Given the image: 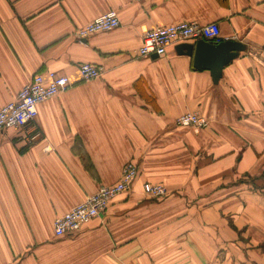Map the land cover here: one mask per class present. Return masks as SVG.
I'll return each instance as SVG.
<instances>
[{
    "label": "crops",
    "instance_id": "crops-1",
    "mask_svg": "<svg viewBox=\"0 0 264 264\" xmlns=\"http://www.w3.org/2000/svg\"><path fill=\"white\" fill-rule=\"evenodd\" d=\"M112 10L118 29L76 38ZM182 22L246 47L218 84L181 44L138 55L146 30ZM81 64L102 77L83 81ZM48 72L72 87L0 133V264H264V0H0V109ZM195 112L207 128L177 126ZM128 163L133 189L56 237L55 219Z\"/></svg>",
    "mask_w": 264,
    "mask_h": 264
},
{
    "label": "built area",
    "instance_id": "built-area-1",
    "mask_svg": "<svg viewBox=\"0 0 264 264\" xmlns=\"http://www.w3.org/2000/svg\"><path fill=\"white\" fill-rule=\"evenodd\" d=\"M120 26L119 14L112 10L76 30L75 36L78 40H86L94 35L112 32ZM201 39L220 44L223 40L219 24L212 23L203 26L197 22H182L146 30L138 55L141 58L163 57L170 48L176 45L194 43ZM79 72L83 81H92L101 78L104 69L92 64H81ZM70 87H72V82L67 76H60L55 72L35 75L31 82L20 91L15 101L0 109V133L12 128L23 129L33 123L38 117L41 104L58 97ZM176 124L182 128L200 131L210 125V120L197 112L186 113L177 119ZM138 173L137 166L128 163L118 183L112 186H101L97 192L86 196L69 212L56 218L54 221L55 236L58 238L74 236L85 225L102 217L114 199L133 189ZM143 189L145 194L152 199H163L168 196L167 188L161 184L147 183Z\"/></svg>",
    "mask_w": 264,
    "mask_h": 264
},
{
    "label": "water",
    "instance_id": "water-1",
    "mask_svg": "<svg viewBox=\"0 0 264 264\" xmlns=\"http://www.w3.org/2000/svg\"><path fill=\"white\" fill-rule=\"evenodd\" d=\"M183 54L194 57V67L198 70H210L214 84H218L223 76V70L246 50V47L235 41H224L215 44L204 39L195 44L180 45ZM157 57V56H155Z\"/></svg>",
    "mask_w": 264,
    "mask_h": 264
},
{
    "label": "trees",
    "instance_id": "trees-1",
    "mask_svg": "<svg viewBox=\"0 0 264 264\" xmlns=\"http://www.w3.org/2000/svg\"><path fill=\"white\" fill-rule=\"evenodd\" d=\"M39 74H41V73H39ZM137 166V165H136ZM137 168H138V177H139V174H140V170H139V167L137 166ZM138 177L136 178V180H135V182H134V184L136 183V181H137V179H138ZM134 186V185H133ZM125 194V193H124ZM115 200V199H114ZM114 200L110 203V205H109V207L111 206V204L114 202ZM109 207L107 208V210L105 211V215H106V213L108 212V209H109Z\"/></svg>",
    "mask_w": 264,
    "mask_h": 264
},
{
    "label": "bare ground",
    "instance_id": "bare-ground-1",
    "mask_svg": "<svg viewBox=\"0 0 264 264\" xmlns=\"http://www.w3.org/2000/svg\"><path fill=\"white\" fill-rule=\"evenodd\" d=\"M89 224V223H88Z\"/></svg>",
    "mask_w": 264,
    "mask_h": 264
}]
</instances>
